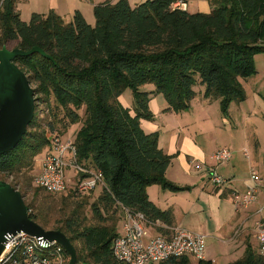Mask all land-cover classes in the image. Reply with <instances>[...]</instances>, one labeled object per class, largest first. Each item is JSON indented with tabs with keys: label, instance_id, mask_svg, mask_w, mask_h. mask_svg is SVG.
<instances>
[{
	"label": "trees",
	"instance_id": "obj_1",
	"mask_svg": "<svg viewBox=\"0 0 264 264\" xmlns=\"http://www.w3.org/2000/svg\"><path fill=\"white\" fill-rule=\"evenodd\" d=\"M15 2L0 0V49L16 42L21 51L39 48L44 53L17 57L14 63L35 85V103L50 107L52 118L42 128L34 109L17 146L0 155V174L31 169L36 155L61 129L81 121L83 109L72 140L77 162L101 173L104 185L89 206L93 224L84 225L73 212L53 230L78 243V264H122L112 256L118 233L115 222L109 223L113 216L139 213L148 225L172 227L171 211L155 207L146 191L152 185L174 193L184 190L165 178L171 157L158 147V134H146L140 127V120L151 119L150 97L160 94L168 111L186 112L194 88L201 86L203 97L218 100L226 116L232 102L245 98L239 79L255 73L254 56L264 53V0H208L209 13L192 14L174 8V0H147L134 8L127 0L107 1L94 6L93 26L79 12L68 24L52 11L32 14L25 23ZM146 85L154 91H143ZM125 90L133 96V114L119 102ZM68 193V198L82 196ZM28 215L46 225L37 215ZM160 264L191 263L180 258ZM229 264H264V256L247 246Z\"/></svg>",
	"mask_w": 264,
	"mask_h": 264
},
{
	"label": "crops",
	"instance_id": "obj_2",
	"mask_svg": "<svg viewBox=\"0 0 264 264\" xmlns=\"http://www.w3.org/2000/svg\"><path fill=\"white\" fill-rule=\"evenodd\" d=\"M25 1L29 4L26 14L18 10L19 0L15 2L20 19L25 23L29 22L32 14L45 15L52 11L61 17L64 23L68 24L72 21L74 13L79 12L86 23L93 26L95 23L94 6L107 1L115 3L118 0ZM127 1L130 7L134 8L147 0ZM174 1L175 5L180 0ZM206 4L208 10H211L208 0H206ZM204 8L205 1L188 0L185 11L191 14L202 13ZM142 90L153 92L154 88L144 86ZM194 91L196 95L190 103V109L180 113L168 111V105L164 99L160 100L156 97L152 100L154 95L150 97L148 109L154 116V121L150 123L140 120V127L146 134H158V147L164 154L171 157L165 178L184 190L174 193L162 190L158 185H152L147 188L146 192L149 201L155 207L162 211H171L172 227H178L205 237V261H210L212 264H229L239 260L247 246L253 250L257 247L254 225L259 220L264 222V147H261L262 145L257 138H248V142H244L245 145L243 142L235 143V139H233V144H230L228 148L219 147L217 140L208 137L199 141L204 136L203 130L207 124L213 125L215 130L237 132L238 130L232 128L231 123L233 122L236 126L240 125L241 122L237 120L236 124L232 118L231 108H229L226 116H222L220 113L221 119H217L216 116L212 122L213 116L210 117V112L213 110L215 115L217 110L220 112L218 100L205 99L203 97L204 88L201 86H196ZM124 107L130 109L129 106ZM243 116L248 117V112L245 109H243L241 120H243ZM199 121L202 123V127L196 126ZM220 122L223 127L220 126ZM244 123L247 124L248 122L244 121ZM170 124L172 130L165 131ZM242 137H246V135ZM212 144L215 145L212 147ZM247 147L251 153L248 152ZM222 148L230 152L232 162L216 165L211 160V156ZM245 150L249 155L248 160L243 155ZM232 153L237 155L241 153L242 157L249 161L246 176L241 178L237 176V157H235L236 155L233 157ZM249 167H253L260 177L257 201L248 210L236 213L230 200V193L232 191L245 192L247 184L249 186ZM212 170L227 180L225 186L218 188L210 183L209 174ZM119 214L123 215L122 213ZM154 232L157 236L158 232L155 230Z\"/></svg>",
	"mask_w": 264,
	"mask_h": 264
},
{
	"label": "built area",
	"instance_id": "obj_3",
	"mask_svg": "<svg viewBox=\"0 0 264 264\" xmlns=\"http://www.w3.org/2000/svg\"><path fill=\"white\" fill-rule=\"evenodd\" d=\"M188 0H180L174 8L185 10ZM243 155L248 160L245 150ZM231 158L227 149H219L211 156L216 165L228 163ZM66 169L73 171L75 179H66ZM209 181L215 187H223L227 180L215 170L209 174ZM260 177L253 167H249V186L245 192L232 191L230 200L236 213L246 211L257 201ZM70 183V187L68 186ZM33 185L52 196L72 191L86 195L101 188L103 177L77 162L76 149L72 140L62 144L60 136L51 139L49 150L45 154L40 172L34 177ZM16 190V189H15ZM67 192V193H68ZM121 232L112 243V256L122 264H160L169 259L191 258L197 261L205 259L206 240L201 234L178 227H166L160 223L146 224L139 213L123 212ZM163 227L164 232L150 238L146 229ZM257 253L264 256V222L259 220L254 225ZM64 249L55 242L34 238L18 233L6 238L0 255V264H66Z\"/></svg>",
	"mask_w": 264,
	"mask_h": 264
},
{
	"label": "rangeland",
	"instance_id": "obj_4",
	"mask_svg": "<svg viewBox=\"0 0 264 264\" xmlns=\"http://www.w3.org/2000/svg\"><path fill=\"white\" fill-rule=\"evenodd\" d=\"M203 1H205V8L203 9L202 13H208L210 10H208L206 0ZM28 8H29V4L25 0H19L18 10H20L21 13L24 14L26 12V9ZM21 18L23 19L22 15ZM15 46H16V42H9L4 47H6L8 50H12L15 48ZM253 62H254L255 73L247 79H239L245 94V98L240 102H232L229 105V108H231L232 110L231 112L232 118L234 119L236 124H237V120L241 122L240 125H236L237 127L234 125L233 122L231 123L232 128L238 131L237 132H234L233 130L224 131L222 129L215 130L214 129L215 127H213V125L211 126L210 124H207L205 125L206 126L205 130H203L204 136H202L199 139V141L204 139L205 137H208L210 139L217 140L219 142L218 145L219 147L228 148L230 144L231 145L233 144V139H235V143L239 144L243 142V144L245 145L246 143L244 142L246 141L248 142V138L249 139L257 138V140H259L260 144L262 145L261 147L262 148L264 147V53L256 54L254 56ZM149 86L151 85H146V87ZM34 87H35L34 84H30V88L34 89ZM196 91L198 90L196 89ZM156 97H158V99L160 100L164 99L162 95L156 94L153 96L152 100L155 99ZM119 100L122 106H129L130 110L133 113L132 108L134 101L130 90H125L120 95ZM243 109H245V111L248 112V117L243 116V120L245 122H248L247 124L244 123L243 120H241ZM35 113L39 115L40 125L42 126V128L43 127L47 128V123H49V121H51L52 118L50 115V107L47 108L45 107V105L43 106V105H38V103H35ZM220 113L221 112L217 110V114L215 115V112L212 110L210 112V117L213 116L211 121L213 122V118L215 119L216 116L217 119L220 120L222 114ZM79 115L81 118L80 122L70 125L65 130L64 129L60 130L61 131L60 140L62 144L66 143L68 140L75 139L76 133L80 129L82 120L84 119L83 109L79 111ZM145 121L150 123L154 121V116H152V113H151V119ZM196 126L202 127V123L199 121L196 124ZM220 126L223 127V124L221 122H220ZM171 130H172V126L170 124L169 127L165 129V131H171ZM243 135L244 136L246 135V137H242ZM48 138L51 139L52 135L48 134ZM214 145L215 144H212L211 146L213 147ZM48 150L49 147L46 146L43 150H41L39 154L36 155L31 169L23 170L22 172L13 175L0 174V181L9 184L11 187L14 186L13 188H15L16 191H18L20 195L23 197V202L25 206L30 208L28 214L29 212H31L33 215H37L39 219L42 218L43 221L46 223V225L43 226V224L40 221L36 222V224L39 225L45 231H57L53 229L60 227L61 223H63V221H65L70 215H72L73 212L81 216V218L85 221L83 222L84 225L93 224L94 222L92 220V214L89 206L97 199V197L101 193L100 190H95L94 192H90L87 193L86 195H82L79 197L68 198L67 196V194H69L67 193L68 191L66 192V194L63 195L52 196L48 193L37 190L36 189L37 187L33 185V179L36 175L39 174L41 162ZM247 150L249 153H251V150L248 147ZM232 156L237 157V169H238L237 176L239 178L246 176L248 173L247 166L249 161L243 158L241 153L239 155L232 153ZM231 160L229 161V163L232 162ZM65 176L67 181L68 180L71 181L72 179H75V174H73V171L68 169H66ZM68 186L69 187L71 186L70 183H68ZM122 218L123 215L117 214L113 216V219L109 221L110 224L111 221L115 222L117 232L118 231L121 232ZM146 233L147 236L150 238L156 236L152 228H147ZM72 246L75 249V251H76L75 247H79L78 243H74L72 244ZM65 260H66V264H69V256H65ZM189 260L191 264H197L198 262L197 260L191 258ZM203 261H205V259Z\"/></svg>",
	"mask_w": 264,
	"mask_h": 264
},
{
	"label": "water",
	"instance_id": "obj_5",
	"mask_svg": "<svg viewBox=\"0 0 264 264\" xmlns=\"http://www.w3.org/2000/svg\"><path fill=\"white\" fill-rule=\"evenodd\" d=\"M34 53L44 55L39 48L26 52L17 48L0 49V155L17 146L34 117V91L26 75L14 63L15 58ZM18 233L57 243L69 256V264L77 263L69 239L59 231H45L30 220L20 193L0 181V255L6 238Z\"/></svg>",
	"mask_w": 264,
	"mask_h": 264
}]
</instances>
